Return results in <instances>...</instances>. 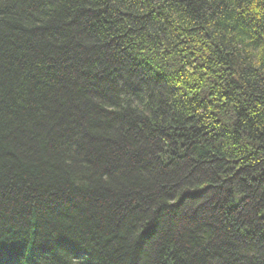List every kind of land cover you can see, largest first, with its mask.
<instances>
[{
	"label": "trees",
	"instance_id": "trees-1",
	"mask_svg": "<svg viewBox=\"0 0 264 264\" xmlns=\"http://www.w3.org/2000/svg\"><path fill=\"white\" fill-rule=\"evenodd\" d=\"M0 264H264V0H0Z\"/></svg>",
	"mask_w": 264,
	"mask_h": 264
}]
</instances>
